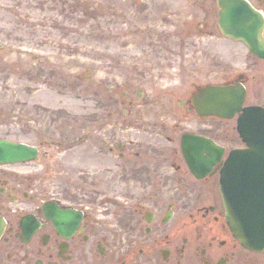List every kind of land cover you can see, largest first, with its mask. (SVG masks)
<instances>
[{
	"label": "flooded vegetation",
	"instance_id": "obj_1",
	"mask_svg": "<svg viewBox=\"0 0 264 264\" xmlns=\"http://www.w3.org/2000/svg\"><path fill=\"white\" fill-rule=\"evenodd\" d=\"M189 1L196 19L179 18V31L161 35V45L171 55L184 53L194 75L184 73L177 95L154 84L158 93L150 98L140 91L136 100L127 91L110 95L126 110H101V194L45 193L30 164L18 175L1 174L0 264H264V252L234 235L219 190L229 153L249 148L238 133L239 116L244 108H264V59L219 33L218 0ZM248 1L264 14V0ZM162 2L161 13L169 14L173 6ZM225 41L242 48L243 70L218 81V46ZM217 86L245 89L241 110L230 118L203 114L212 99L207 92ZM101 92L104 109L105 84ZM169 97L177 110L162 102ZM184 135L207 138L222 151L218 159L209 155L214 164L207 174L189 168ZM37 147L40 162L55 158L45 145ZM13 177L19 184L9 182Z\"/></svg>",
	"mask_w": 264,
	"mask_h": 264
},
{
	"label": "rangeland",
	"instance_id": "obj_2",
	"mask_svg": "<svg viewBox=\"0 0 264 264\" xmlns=\"http://www.w3.org/2000/svg\"><path fill=\"white\" fill-rule=\"evenodd\" d=\"M167 1L169 14L162 0H0V139L45 145L55 155L29 165L45 193L101 194V110H126L111 94L150 98L161 85L177 95L184 73L194 75L184 53L161 45V35L179 31V18L196 19L192 1ZM225 43L218 81L243 70L242 48ZM162 102L177 110L171 97ZM22 168L0 167V176Z\"/></svg>",
	"mask_w": 264,
	"mask_h": 264
},
{
	"label": "water",
	"instance_id": "obj_3",
	"mask_svg": "<svg viewBox=\"0 0 264 264\" xmlns=\"http://www.w3.org/2000/svg\"><path fill=\"white\" fill-rule=\"evenodd\" d=\"M219 25L223 34L235 40H241L259 57H264V18L261 12L255 10L246 0H219ZM228 92V88H212L210 92L219 99L217 104L225 114H232L239 109L244 97L243 89L237 93ZM229 100H228V99ZM229 117V116H228ZM245 124L252 130L264 128V112L247 110L244 115ZM245 138L248 134L242 132ZM248 150H238L230 154L222 172L220 190L227 210L228 220L234 235L243 246L264 251V206L261 203L251 205L246 202L249 194L244 191L254 190L248 183L256 182L264 192V130L252 132ZM186 144L196 154L195 166L208 171L214 162L208 166L204 163L205 152L214 153L217 159L221 150L211 147L210 143L201 138L188 137ZM38 151L33 147L10 141L0 140V165L17 164L32 161L37 158ZM254 169V179L247 178V171ZM256 207L257 209H253ZM61 214V213H59ZM65 216V215H64ZM233 217V219H232ZM4 221L0 218V237L4 231Z\"/></svg>",
	"mask_w": 264,
	"mask_h": 264
}]
</instances>
